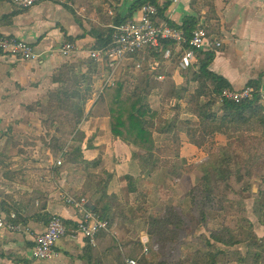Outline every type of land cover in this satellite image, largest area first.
Wrapping results in <instances>:
<instances>
[{
	"label": "trees",
	"instance_id": "trees-1",
	"mask_svg": "<svg viewBox=\"0 0 264 264\" xmlns=\"http://www.w3.org/2000/svg\"><path fill=\"white\" fill-rule=\"evenodd\" d=\"M68 1L75 4L83 0ZM110 2L86 1L88 11L102 25L93 50L112 45L109 28L112 23L132 19L147 4L160 5V0H140L124 19L114 11L113 15L119 17L114 20L109 11L114 10L116 0ZM164 14L159 7V24ZM182 29L189 34L193 32L188 27ZM67 41L74 43L71 39ZM182 56L183 51H178L173 42H161L158 48L129 56L119 79L102 93L97 84L101 72L110 73L107 60L66 63L53 79L58 89L48 94L46 103L39 101L28 108L42 117L41 126L49 136L46 147L54 157L69 146L60 171L69 179H81L80 186L72 193L86 194L90 198L89 207L109 219L120 232V244L114 238L100 240L102 255L91 256L93 264H125L126 259L136 260L138 264H264V238L255 242V249H247L253 224L247 218L242 196L246 182L260 181L264 185V97L256 84H250L255 89L251 99L240 104L220 101L223 91L233 90L226 79L209 70L213 55L198 52L195 63L187 70L179 66ZM177 74L183 80L180 90L175 81ZM180 91L187 95L183 111L188 119L175 112L167 113L183 97H179ZM152 99H156V106H151ZM105 121L110 125L113 142L134 152L132 160L141 171L140 179L119 176L110 165L104 145ZM92 125H95L94 133H91ZM258 126L263 132L256 136ZM183 135L199 150L210 146L207 156L195 166L181 158ZM218 139L225 144L216 150ZM34 145L32 140L25 147ZM171 159H181L180 166L169 171L171 176L178 178L193 172L200 175L188 198L190 211L205 233L189 244L184 257L180 237L189 225L186 218L170 210L151 215L142 206L134 208L129 199L138 192L139 180L142 182L152 170L168 168ZM25 174L22 171L19 176L25 178ZM122 181L126 182V191ZM40 192L41 189L33 188L25 212L42 210L48 197L47 192ZM253 199V209L264 226V194ZM12 212L18 215L19 223L20 213L9 210ZM233 231L238 233L246 250L230 249ZM143 235H148L151 241L149 258L141 244Z\"/></svg>",
	"mask_w": 264,
	"mask_h": 264
},
{
	"label": "crops",
	"instance_id": "crops-1",
	"mask_svg": "<svg viewBox=\"0 0 264 264\" xmlns=\"http://www.w3.org/2000/svg\"><path fill=\"white\" fill-rule=\"evenodd\" d=\"M86 1L111 3L83 0L63 5L46 1L21 9L11 0H0V35L29 43L41 55L39 61L23 62L0 53V222L7 224L14 215L13 222L21 225V232L0 227V264H93L91 256L102 255L99 246L91 248L82 236L70 232L58 242L57 258L39 262L32 256L35 237L45 232L51 214L65 220L68 229L77 220L75 212L60 199L59 189L78 188L80 184L62 180L54 167L55 157L42 146L46 141L42 117L28 108L39 101L46 103L48 94L58 89L53 79L62 66L89 60L88 52L101 35L102 25L90 14ZM139 1L116 0L109 16L124 19ZM158 7L165 13L160 24L169 19L173 27H188L191 31L206 26L209 38L218 37L223 42L221 49L201 51L214 57L209 70L226 79L235 92L256 84L264 97V0H160ZM114 11L119 17L113 15ZM138 15L136 11L132 19ZM69 39L74 40L77 52L64 58L57 50ZM110 76L111 72H101L97 84L100 93L109 85ZM177 79L183 80L179 74L175 76L178 86ZM104 134L105 140L110 138L109 144H119L113 142L109 123ZM38 137L40 140H35ZM32 140L34 147H25ZM22 171L26 172L25 178L19 176ZM33 188L47 192L48 201L41 211L25 212ZM12 209L20 213L19 223L18 215L9 213Z\"/></svg>",
	"mask_w": 264,
	"mask_h": 264
},
{
	"label": "built area",
	"instance_id": "built-area-1",
	"mask_svg": "<svg viewBox=\"0 0 264 264\" xmlns=\"http://www.w3.org/2000/svg\"><path fill=\"white\" fill-rule=\"evenodd\" d=\"M12 3L21 8L29 9L41 2H55L66 4L68 0H11ZM177 2V1H176ZM159 7L147 4L145 5L137 18L127 20L126 22L115 23L109 26L112 31V45L102 50H90L88 57L94 62L103 63L107 60L111 72L110 80L115 78L123 69V65L129 56L143 50H152L158 48L161 42H173L177 45L178 51H183L180 61L182 70L190 69L196 61V54L205 48L218 50L223 47V42L218 37L209 38L207 27L202 26L187 33L185 30L175 28L168 19L162 24L158 23ZM57 52L64 58H69L77 52L75 43H65ZM0 53L6 56H12L23 62H36L40 60L41 55L36 52L34 46L14 37L0 35ZM168 57V55L166 56ZM141 68V66H138ZM162 81V78L159 79ZM255 94L253 87H247L241 91L225 90L220 95L223 101H229L240 104L249 100ZM66 151L55 160L56 170L63 166ZM60 199L65 205L71 208L77 215V220L73 228L68 229L65 220L57 215L51 214L48 217V224L42 235L35 237V246L32 251L34 260L46 262L57 258L56 247L58 242L68 233L82 236L87 240L91 248L99 246L100 240L116 238V230L110 220L95 213L89 207L90 198L85 195H74L69 193L67 188L59 189ZM15 216L12 215V221L5 224L2 220L0 227H6L12 232H21V225L13 222ZM148 240L142 238L144 253L148 254ZM125 264H138L136 260L127 259Z\"/></svg>",
	"mask_w": 264,
	"mask_h": 264
},
{
	"label": "rangeland",
	"instance_id": "rangeland-1",
	"mask_svg": "<svg viewBox=\"0 0 264 264\" xmlns=\"http://www.w3.org/2000/svg\"><path fill=\"white\" fill-rule=\"evenodd\" d=\"M178 88L179 90L182 88V82L180 79H177ZM183 96V97H182ZM179 97L177 101H175L170 108L167 109V113L171 114L172 112L179 114L182 119H188L189 116L184 114V102L185 96L181 91L179 92ZM223 101V100H220ZM151 106H156V99L150 100ZM186 112V110H185ZM185 115V116H183ZM174 116V115H173ZM176 121V119H175ZM108 124L105 121L104 127ZM95 125H92L91 130L94 131ZM44 138L46 139L45 143L42 146L47 149L46 145L49 139V136H46L45 131ZM263 130L260 129L258 126L255 128L254 135L259 136L261 135ZM40 140V137H38ZM183 145H182V156L181 158L186 160L190 166H195L199 161L204 159L207 156V151L210 148L208 146L204 150H199L196 147L189 144L188 139L183 135L182 137ZM218 145L216 146V150H218L219 146H223L225 143L224 141L218 139ZM105 151L110 158L108 159L110 165L115 168L119 176H132L135 179H140L141 171L135 161L132 160V154L134 153L129 148L124 146L123 144L119 143H111L110 138H106L104 140ZM136 150V149H134ZM137 151V150H136ZM139 152V151H137ZM141 154V153H139ZM66 158V156H65ZM65 158L63 166L65 165ZM57 159V157L53 158ZM181 159H171V165L168 168L161 167L160 170H152L144 176L143 181L139 180L138 184V192L134 195L130 196V203L133 205L134 208H138L142 206V208L149 210V214L160 215L164 211L170 210L173 214L177 216H184L186 220L189 222V225L186 229L181 233L180 243H181V256L184 257L188 252L189 244L193 243L198 239L202 234L205 233L202 226L197 223L196 218L190 211V200L188 198L189 191L197 184L200 175L198 172H193L191 174H184L182 177H173L169 174V171L174 169L177 166H180ZM63 166L59 169L60 177L62 180H68L69 178L65 176L60 170ZM70 184L72 181L81 184V179L74 177L70 178ZM73 185H75L73 183ZM79 186V185H78ZM254 186L257 187L256 193H254ZM122 187L124 191H126V182L122 181ZM74 186L71 188H67L69 193H72L74 190ZM254 194V195H253ZM264 194V185L260 183V181L256 182H246L245 183V191L242 193V196L246 202L247 206V218L253 224V235L251 241L247 244V249H255L254 244L259 239L264 238V226H262L259 222L258 217L256 216L253 206H254V199L253 196H258ZM85 195L86 194H81ZM116 238L115 242L118 244L121 243L120 239V232L118 228H116ZM233 236V245L230 248L231 250H246V246L240 243V238L237 232L233 231L231 233ZM146 237L148 240V258L151 256L152 253V246L151 241L148 235H143L141 237V244L142 238ZM201 247L202 245L199 244ZM143 246V245H142ZM144 249V248H143ZM179 256V255H178ZM127 260V259H126ZM125 260V261H126Z\"/></svg>",
	"mask_w": 264,
	"mask_h": 264
},
{
	"label": "water",
	"instance_id": "water-1",
	"mask_svg": "<svg viewBox=\"0 0 264 264\" xmlns=\"http://www.w3.org/2000/svg\"><path fill=\"white\" fill-rule=\"evenodd\" d=\"M256 189H257V187H256V186H254V193H256V191H257Z\"/></svg>",
	"mask_w": 264,
	"mask_h": 264
}]
</instances>
